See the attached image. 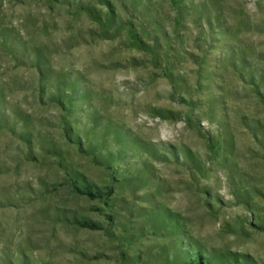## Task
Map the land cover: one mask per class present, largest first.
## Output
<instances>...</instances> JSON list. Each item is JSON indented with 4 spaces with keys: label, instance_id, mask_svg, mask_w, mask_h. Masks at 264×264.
I'll list each match as a JSON object with an SVG mask.
<instances>
[{
    "label": "rangeland",
    "instance_id": "374dc122",
    "mask_svg": "<svg viewBox=\"0 0 264 264\" xmlns=\"http://www.w3.org/2000/svg\"><path fill=\"white\" fill-rule=\"evenodd\" d=\"M0 264H264V0H0Z\"/></svg>",
    "mask_w": 264,
    "mask_h": 264
},
{
    "label": "trees",
    "instance_id": "16d2710c",
    "mask_svg": "<svg viewBox=\"0 0 264 264\" xmlns=\"http://www.w3.org/2000/svg\"><path fill=\"white\" fill-rule=\"evenodd\" d=\"M86 194L92 195V193L89 191H85Z\"/></svg>",
    "mask_w": 264,
    "mask_h": 264
}]
</instances>
